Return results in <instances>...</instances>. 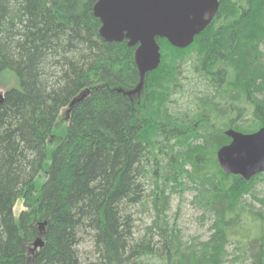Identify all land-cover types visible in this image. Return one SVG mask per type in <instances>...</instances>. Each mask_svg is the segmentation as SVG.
Here are the masks:
<instances>
[{
  "label": "trees",
  "instance_id": "obj_1",
  "mask_svg": "<svg viewBox=\"0 0 264 264\" xmlns=\"http://www.w3.org/2000/svg\"><path fill=\"white\" fill-rule=\"evenodd\" d=\"M218 1L190 46L157 40L140 85L135 47L99 36L96 0H0V264H83L81 237L87 264H224L232 239L260 234L242 200L264 209V173L227 175L216 152L225 130L264 127V0ZM184 190L213 216L206 240L183 243L170 218ZM144 201L153 219L135 239ZM256 248L264 264L263 235Z\"/></svg>",
  "mask_w": 264,
  "mask_h": 264
},
{
  "label": "water",
  "instance_id": "obj_2",
  "mask_svg": "<svg viewBox=\"0 0 264 264\" xmlns=\"http://www.w3.org/2000/svg\"><path fill=\"white\" fill-rule=\"evenodd\" d=\"M217 10L216 0H96L93 15L100 21L99 36L107 43L135 47L134 60L140 77L157 69L160 51L157 39L172 47L191 45ZM4 96L0 94V106ZM230 142L216 152V160L227 175L245 181L264 173V127L249 134L224 131ZM41 248L42 242L33 244Z\"/></svg>",
  "mask_w": 264,
  "mask_h": 264
},
{
  "label": "rangeland",
  "instance_id": "obj_3",
  "mask_svg": "<svg viewBox=\"0 0 264 264\" xmlns=\"http://www.w3.org/2000/svg\"><path fill=\"white\" fill-rule=\"evenodd\" d=\"M185 89L189 90L191 88L185 87ZM0 93L3 94V90L1 88ZM183 102L184 101H178L177 105L179 107H183ZM252 191L253 196L264 200V178L254 184ZM192 198L193 192L189 190L180 191L179 194H173L171 198L172 203L169 215L171 219L176 220L177 226L181 232V239L183 243H190L193 239L206 240L212 233L210 227L213 222V216L209 214L203 215L201 210L192 204ZM243 202L246 204V212L254 214L260 213L262 216L263 222L257 228L258 231H260V234L258 232L257 234L256 232H253V234L250 233L247 238L250 239L249 244H245L242 239H232V241L226 246L227 257L225 258L224 264H252V253H256V245L260 243V236H264V209H262L261 206L249 196H244L242 203ZM22 210L24 209L21 200H18L13 208L14 217L16 218ZM130 213L132 214L133 221V237L135 239L141 238L144 235L147 226L153 219L150 204L144 201L141 204L136 205L135 208H132ZM38 228L42 231V225L39 224ZM256 238L258 239L256 240ZM38 239L42 241L41 237ZM77 250L83 264H87L89 261H92L94 255L93 245L91 244L89 238L81 237Z\"/></svg>",
  "mask_w": 264,
  "mask_h": 264
},
{
  "label": "bare ground",
  "instance_id": "obj_4",
  "mask_svg": "<svg viewBox=\"0 0 264 264\" xmlns=\"http://www.w3.org/2000/svg\"><path fill=\"white\" fill-rule=\"evenodd\" d=\"M0 94L4 96V94H2V93H0ZM40 233L43 234V231H41ZM36 242H42V241H41L40 239H37V240L35 241V243H36Z\"/></svg>",
  "mask_w": 264,
  "mask_h": 264
}]
</instances>
